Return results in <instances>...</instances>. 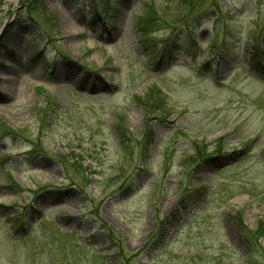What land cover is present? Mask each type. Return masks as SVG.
<instances>
[{"label":"rangeland","instance_id":"374dc122","mask_svg":"<svg viewBox=\"0 0 264 264\" xmlns=\"http://www.w3.org/2000/svg\"><path fill=\"white\" fill-rule=\"evenodd\" d=\"M213 1L0 0V264H264V0Z\"/></svg>","mask_w":264,"mask_h":264},{"label":"trees","instance_id":"16d2710c","mask_svg":"<svg viewBox=\"0 0 264 264\" xmlns=\"http://www.w3.org/2000/svg\"><path fill=\"white\" fill-rule=\"evenodd\" d=\"M198 1L199 0H177V5H179L181 7V10L187 14V15H183V18H181L182 22H185V23L187 22V23L184 26V28H180L179 29L180 31H178V32H182V34L186 33L187 36L189 35V37H192V38H194L192 36V32H193L192 30H196L197 28L202 26L205 23V21L208 20L207 16L209 14H211V15L214 14V13H210L208 10H210L213 6H214V8L217 7V4L214 1H213V3H211V5H207L205 0H203V1L200 0L199 3H198ZM215 11L217 12L216 8H215ZM188 15L190 17H189V19H186L188 17ZM183 37L184 36H182V38ZM182 47H183V43L181 41H180V43H178V41L174 42L172 40H168V41L163 42L160 45V47H158L159 48V53H158L159 54V60H161V61L166 60L167 61L176 51L180 50ZM260 48L261 47H259L257 43H254V44L248 46V52H249V55L251 57L250 60H252L253 62H256L257 66H259L258 64L261 63L263 56H264V51L261 50ZM254 71H256L257 74H263V72H264L261 68H258V67L256 69H254ZM143 104H144V102H143ZM260 229H261L260 227L259 228L257 227V228L251 229V230L245 229L244 232L246 234H248V238H250V236H252L256 239L262 235L263 231H261ZM156 240H157V238H154L153 233H152L151 235L148 236L146 243L151 245Z\"/></svg>","mask_w":264,"mask_h":264},{"label":"bare ground","instance_id":"6f19581e","mask_svg":"<svg viewBox=\"0 0 264 264\" xmlns=\"http://www.w3.org/2000/svg\"><path fill=\"white\" fill-rule=\"evenodd\" d=\"M13 42H16V40H13V41H10L9 42V46H12V44H13ZM16 53V52H15ZM20 57V53L19 52H17L16 54H15V57Z\"/></svg>","mask_w":264,"mask_h":264}]
</instances>
